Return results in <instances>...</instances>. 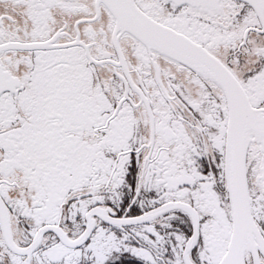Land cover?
Masks as SVG:
<instances>
[{
    "label": "snow or ice",
    "instance_id": "1",
    "mask_svg": "<svg viewBox=\"0 0 264 264\" xmlns=\"http://www.w3.org/2000/svg\"><path fill=\"white\" fill-rule=\"evenodd\" d=\"M0 264H264V0H0Z\"/></svg>",
    "mask_w": 264,
    "mask_h": 264
}]
</instances>
